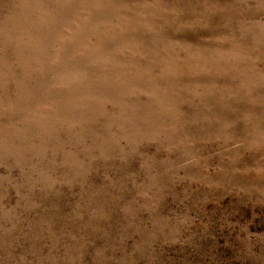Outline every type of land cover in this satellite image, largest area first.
Returning <instances> with one entry per match:
<instances>
[{"label":"rangeland","instance_id":"1","mask_svg":"<svg viewBox=\"0 0 264 264\" xmlns=\"http://www.w3.org/2000/svg\"><path fill=\"white\" fill-rule=\"evenodd\" d=\"M0 264H264V0H0Z\"/></svg>","mask_w":264,"mask_h":264}]
</instances>
